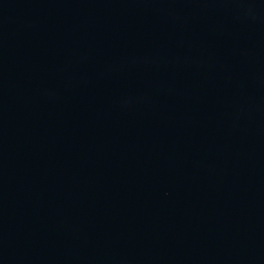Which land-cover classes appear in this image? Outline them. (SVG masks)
<instances>
[{
	"label": "water",
	"instance_id": "obj_1",
	"mask_svg": "<svg viewBox=\"0 0 264 264\" xmlns=\"http://www.w3.org/2000/svg\"><path fill=\"white\" fill-rule=\"evenodd\" d=\"M0 264H264V0H0Z\"/></svg>",
	"mask_w": 264,
	"mask_h": 264
}]
</instances>
